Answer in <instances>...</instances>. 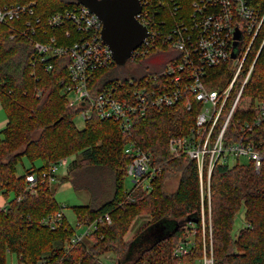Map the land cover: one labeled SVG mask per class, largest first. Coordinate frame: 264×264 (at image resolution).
Returning <instances> with one entry per match:
<instances>
[{
    "label": "trees",
    "instance_id": "1",
    "mask_svg": "<svg viewBox=\"0 0 264 264\" xmlns=\"http://www.w3.org/2000/svg\"><path fill=\"white\" fill-rule=\"evenodd\" d=\"M31 2L32 15L24 12L18 19L0 22V104L6 115L5 126L0 129V190L7 199L6 208L0 209V264H7L8 254L15 255L18 264H104L100 256L109 253L113 254L114 264H126L133 255L132 246L160 223L171 227L168 233L138 252L130 264H176L180 258H175L173 251L192 231L194 247L182 260L200 258L204 242L207 250L211 248L214 264H264V165L256 172L250 161L231 167L217 162L210 173L209 191L206 186L202 190L196 161L184 152L175 155L169 149V139L188 134L199 110L196 104L188 110L186 103L181 102L170 108H152L142 117H133L131 138L150 152L153 163L161 171L151 181L149 192L141 187L126 190L124 180L130 158L124 147L128 138L111 120L91 118L82 129H77L73 117L79 108L69 106L63 93L68 81V59L55 57L40 61L34 51V40L45 42L51 35L57 36L59 43L71 42L63 37L64 29L72 31L69 24L52 30L46 19L54 12L80 3L0 0V6ZM250 2L264 14V0ZM35 18H39L35 35L23 34L26 20ZM263 39L264 18L225 103L221 120L254 62L227 128L228 135L239 117L253 118L254 99L264 96ZM161 49L154 48L144 57ZM246 49L243 46L242 52ZM234 61L228 58L208 68L206 86L225 89L236 70ZM49 62L53 67L46 70ZM109 70L96 72L91 82L92 92L116 83L117 79L109 78ZM142 76L131 78L139 81ZM126 79H123L125 87ZM252 136L255 141L264 139V124ZM78 153L80 156L70 161L66 175L59 179L70 181L76 190L90 193L87 204L73 207L74 215L79 224H85L108 214L110 223L98 220L88 236L71 244L75 229L66 218L54 229L42 223L43 218L64 208L54 198L53 184L38 179L35 192L31 193L25 190V175L41 174L58 158ZM22 158L31 163L39 161L40 165L18 172ZM101 170L107 183L102 196L97 197L94 192L100 191ZM85 172L91 178L81 182L79 176ZM168 177H177V186L170 193L165 191ZM18 196H21L19 200ZM242 208L244 225L234 230L235 217ZM140 217L147 219L139 223L134 236L126 239Z\"/></svg>",
    "mask_w": 264,
    "mask_h": 264
},
{
    "label": "built area",
    "instance_id": "2",
    "mask_svg": "<svg viewBox=\"0 0 264 264\" xmlns=\"http://www.w3.org/2000/svg\"><path fill=\"white\" fill-rule=\"evenodd\" d=\"M139 3L140 11L135 17L145 27L146 37L128 59L136 61L159 47L162 48L159 52L170 53L169 59L160 70L143 75L139 81L127 78L126 87L123 79H117L116 83L96 92L90 89L96 72L109 70L115 64L110 49L101 39V20L81 4L47 17L46 24L52 30L66 24L72 29H64L63 37L65 40L70 39V43H59L55 35H51L45 42L33 41L34 51L40 61L55 57L68 59V81L63 88L67 104L79 108L78 115L84 122L96 118L118 124L128 138L124 153L130 158L126 165V177L131 179L132 189L141 187L148 190L153 178L161 171V167L153 163L150 152L131 138L133 117H142L152 108H170L181 102L186 103L188 110L193 104L199 110L188 134L169 139L171 153L184 152L194 159L200 176L205 168L210 174L217 162L228 165L242 163L240 157L252 162L254 170L258 172L264 165V139L255 141L252 135L255 129L264 124V96L254 99L253 118L239 117L232 123V133L227 134L232 114L243 86L252 73L254 62L227 115L222 120L221 117L264 14L261 15L250 0H139ZM32 5L31 2L0 6V22L18 19L24 12L32 15ZM38 22L39 18L27 19L26 29L22 33L35 35ZM236 30L240 33V39L234 58L235 73L225 89L208 88L205 84L206 70L230 58ZM243 46H247L245 53L242 52ZM52 67L49 62L46 70ZM39 94L37 92V96ZM60 162L49 164L41 174L27 173L25 190L34 193L38 179L49 185L58 181L56 173ZM20 198L17 197L18 200ZM5 208L6 203L0 205V209ZM62 218L65 216L60 209L54 215L43 218L42 223L54 229L61 224ZM98 220L110 223L109 215L105 214L93 222L79 224L85 230L79 234L75 230L70 243L82 241L95 228ZM193 234L194 231L174 249L173 256L180 258L176 264H195L197 260L200 264H214L211 248L207 250L204 242L200 258L193 261L181 259L191 254L194 247Z\"/></svg>",
    "mask_w": 264,
    "mask_h": 264
},
{
    "label": "rangeland",
    "instance_id": "3",
    "mask_svg": "<svg viewBox=\"0 0 264 264\" xmlns=\"http://www.w3.org/2000/svg\"><path fill=\"white\" fill-rule=\"evenodd\" d=\"M236 51H237V48H236ZM169 56H170V53L165 54L162 52H156V53H154L148 57L141 58L138 61H131V60L127 59L125 61V63L122 65H116V64L113 65L112 68L108 72V76H109V78L120 80V79H126V78H131V77H139V76L148 74L150 72L158 71L163 67V65L169 59ZM235 64H236V62L234 61V65ZM5 123H6L5 111L3 110V108L1 107V104H0V129H2L5 126ZM73 123L77 129H82L84 127V124H85L84 121L82 120V118L78 115V113H76L74 115ZM174 154L176 155L177 153H174ZM77 156H80L79 153L76 154V156L73 155L70 157H60L56 160L58 162L61 160V162L58 165V170L56 173L58 181H56L53 184V188L55 190L54 191V198H55L56 202L59 203L60 206L64 207L62 210H63L65 218L71 224V226H73V228L76 230V232L79 234V233H83L85 228L82 226H79L77 218L73 212V207L87 204L90 200V193H89V191H87L85 189L76 190L72 186V183L68 180H66V181L60 180L59 181V179L63 178L66 175L70 161L72 159L76 158ZM239 161L242 163L243 162L246 163L247 158L240 157ZM21 164H22L23 168L30 169V168H32V165H34L35 167L39 166L40 162L34 161L33 163H31L26 158H22ZM21 164H20V166H21ZM234 165H236V164H232L229 167L234 166ZM206 169L207 168H205L203 170L206 172V175H204L202 172V175H201L202 182H201L200 187H202V190H203V189H205V186H206L207 191H209L210 174L207 173ZM102 171L103 170H101V172L99 174L100 175L99 176L100 177V183H99L100 185H98V187L100 186L99 187L100 191L94 192L97 197H98V195L101 197L102 193L106 189L107 180H105L106 176H103L104 174L102 173ZM90 176H91L90 174L85 172V173L80 174L79 179L81 182H85V180H88L89 178H91ZM97 179H98V177H97ZM101 179H102V181H101ZM176 186H177V177H168L165 180V191H166V193H170V192L174 191ZM124 187L126 188V190L131 189L132 185H131V179L129 177L125 178ZM150 189H151V186L147 190V192H149ZM133 193H134V191H133ZM6 201H7V199L5 200L3 198L2 191L0 190V205L6 203ZM146 219L147 218H144V217H140V219H137V221L133 224L130 232L126 235V239H130L132 236H134L139 223H141L142 221H144ZM243 225H244V221H243V208H242L237 213V215L235 217L234 230H238ZM170 228H169V226L165 225L164 223L157 224V225L153 226L152 228H150L145 233L146 236H144L142 239L138 240L136 242L135 246H132L133 248L131 250L133 252V255L130 258L129 257L127 258L126 264H130L133 261V259L137 256L138 252H140L142 249L146 248L153 241H155L156 239H158L162 236H165L168 233V231L170 230ZM209 237H212L210 231H209ZM113 258H114L113 254H111V253L100 256V260L104 264H112L113 262L115 263ZM7 264H18L15 255H13V254L7 255ZM142 264H146V263H142ZM195 264H200V262L197 260L195 262Z\"/></svg>",
    "mask_w": 264,
    "mask_h": 264
},
{
    "label": "water",
    "instance_id": "4",
    "mask_svg": "<svg viewBox=\"0 0 264 264\" xmlns=\"http://www.w3.org/2000/svg\"><path fill=\"white\" fill-rule=\"evenodd\" d=\"M102 22L101 39L111 51L114 63L122 65L146 37V29L137 19L139 0H76ZM230 58L237 55L240 33L235 31ZM193 221V220H191Z\"/></svg>",
    "mask_w": 264,
    "mask_h": 264
},
{
    "label": "crops",
    "instance_id": "5",
    "mask_svg": "<svg viewBox=\"0 0 264 264\" xmlns=\"http://www.w3.org/2000/svg\"><path fill=\"white\" fill-rule=\"evenodd\" d=\"M21 167V168H20ZM23 167L22 166H18V168H17V170H18V172H21V171H23Z\"/></svg>",
    "mask_w": 264,
    "mask_h": 264
}]
</instances>
